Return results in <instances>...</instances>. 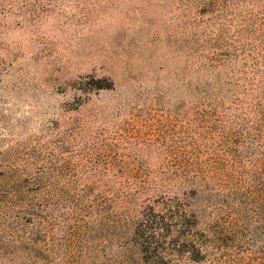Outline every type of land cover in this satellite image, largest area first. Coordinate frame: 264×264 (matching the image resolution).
Returning a JSON list of instances; mask_svg holds the SVG:
<instances>
[{
	"label": "rangeland",
	"instance_id": "obj_1",
	"mask_svg": "<svg viewBox=\"0 0 264 264\" xmlns=\"http://www.w3.org/2000/svg\"><path fill=\"white\" fill-rule=\"evenodd\" d=\"M170 263L264 264V0H0V264Z\"/></svg>",
	"mask_w": 264,
	"mask_h": 264
},
{
	"label": "trees",
	"instance_id": "obj_2",
	"mask_svg": "<svg viewBox=\"0 0 264 264\" xmlns=\"http://www.w3.org/2000/svg\"><path fill=\"white\" fill-rule=\"evenodd\" d=\"M176 220L180 223V226L168 225L165 229H167L166 234L173 233V230L179 231L184 238L185 242L183 243L184 250H189V257L188 260L192 263H197L198 260H201L208 254V248L211 249L209 246L210 242L205 240L203 235L200 236H190V232L193 229L194 224L196 223L195 219L191 217V215H187L186 213H181L177 216ZM154 228V227H152ZM178 228V229H177ZM157 237L152 235L151 239H156ZM193 239V240H191ZM190 241V242H189ZM176 244V243H175ZM173 242L167 244L164 243V247L166 248L169 253H167L170 262H172L174 258V254L177 253L176 246ZM203 249H206V253L203 254ZM183 258V256H181ZM171 264V263H170Z\"/></svg>",
	"mask_w": 264,
	"mask_h": 264
}]
</instances>
